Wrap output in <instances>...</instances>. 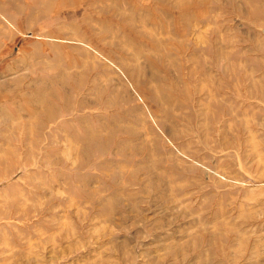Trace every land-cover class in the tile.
<instances>
[{"label":"rangeland","instance_id":"rangeland-1","mask_svg":"<svg viewBox=\"0 0 264 264\" xmlns=\"http://www.w3.org/2000/svg\"><path fill=\"white\" fill-rule=\"evenodd\" d=\"M0 0V264H264V0Z\"/></svg>","mask_w":264,"mask_h":264},{"label":"bare ground","instance_id":"bare-ground-1","mask_svg":"<svg viewBox=\"0 0 264 264\" xmlns=\"http://www.w3.org/2000/svg\"><path fill=\"white\" fill-rule=\"evenodd\" d=\"M67 2L65 4H69V3H72V2H76V0H66Z\"/></svg>","mask_w":264,"mask_h":264}]
</instances>
